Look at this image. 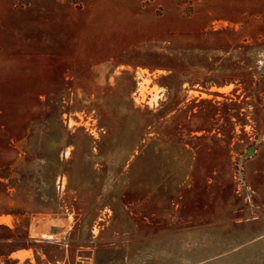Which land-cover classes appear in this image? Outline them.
<instances>
[{
  "label": "rangeland",
  "instance_id": "374dc122",
  "mask_svg": "<svg viewBox=\"0 0 264 264\" xmlns=\"http://www.w3.org/2000/svg\"><path fill=\"white\" fill-rule=\"evenodd\" d=\"M262 214L264 0H0V264H237Z\"/></svg>",
  "mask_w": 264,
  "mask_h": 264
},
{
  "label": "crops",
  "instance_id": "0c3cea01",
  "mask_svg": "<svg viewBox=\"0 0 264 264\" xmlns=\"http://www.w3.org/2000/svg\"><path fill=\"white\" fill-rule=\"evenodd\" d=\"M248 222L254 225L255 233L235 240L231 246L229 245L231 250L221 252L217 257L231 254V259L237 264H264V214L249 219ZM232 230L234 231V229ZM216 244H220V242L216 241ZM208 260L209 258H206V261Z\"/></svg>",
  "mask_w": 264,
  "mask_h": 264
}]
</instances>
